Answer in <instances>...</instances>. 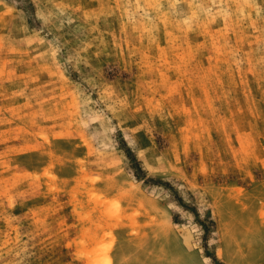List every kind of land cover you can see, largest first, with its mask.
<instances>
[{
  "label": "rangeland",
  "instance_id": "374dc122",
  "mask_svg": "<svg viewBox=\"0 0 264 264\" xmlns=\"http://www.w3.org/2000/svg\"><path fill=\"white\" fill-rule=\"evenodd\" d=\"M0 264H264V0H0Z\"/></svg>",
  "mask_w": 264,
  "mask_h": 264
}]
</instances>
